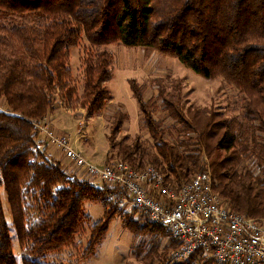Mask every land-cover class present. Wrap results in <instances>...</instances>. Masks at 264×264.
I'll return each mask as SVG.
<instances>
[{
  "label": "trees",
  "instance_id": "trees-1",
  "mask_svg": "<svg viewBox=\"0 0 264 264\" xmlns=\"http://www.w3.org/2000/svg\"><path fill=\"white\" fill-rule=\"evenodd\" d=\"M81 37L93 49L82 61L79 93L68 63L69 48ZM114 42L175 57L194 73L220 78L243 96L241 118H225L222 133L209 142L214 134L209 117L197 110L186 116L180 80H172L170 90L156 84V94L145 100L148 83L129 79L151 143L115 142L128 118L117 111L107 139L110 148L117 147L118 161L133 168L152 165L177 184L208 171L214 192L230 210L264 219V0H0V264H17L1 189L26 250L22 264H70L48 262L44 256L73 241L81 219L88 220L82 211L86 201L99 202L104 211L90 225L83 258L119 213L122 191L67 172L37 140V125L58 107L80 106L88 116L102 110L110 98L106 82L114 60L106 45ZM159 111L175 122V135L155 117ZM198 114L210 125L206 134L199 130ZM205 157L212 171L205 167ZM31 201L40 211L37 220L28 215ZM147 223L141 226L126 216L121 225L133 235L151 234L152 244L169 236L176 246L163 224ZM183 262L226 264L199 255Z\"/></svg>",
  "mask_w": 264,
  "mask_h": 264
},
{
  "label": "rangeland",
  "instance_id": "rangeland-1",
  "mask_svg": "<svg viewBox=\"0 0 264 264\" xmlns=\"http://www.w3.org/2000/svg\"><path fill=\"white\" fill-rule=\"evenodd\" d=\"M92 49L84 37H81L76 45L69 48L68 64L72 80L77 84L79 93L82 87V61L86 53L91 52ZM106 49L111 52L114 60L111 76L106 82L110 98L102 110L98 114L88 116L86 110L80 106L70 109L58 107L48 114V119L37 125L39 148L46 147L47 155L56 160H58L56 155L59 152L62 158L61 165L67 172L78 177L82 175V173L76 172L77 169L72 167L70 160L66 159L56 144L46 140V138L48 139V132L56 136H68L73 149L80 150L85 157L89 152L90 155L95 156L93 162L86 157L94 165L96 163L97 165L113 163L118 161L120 157L116 153L117 147L110 148L107 136L110 133L113 115L117 111H121L127 113L128 118L124 121L119 132L115 134L114 141H122L124 144H132L134 140L151 143L148 132L142 128L139 109L129 89V79H135L138 83H148L143 93L145 100L156 94V84L166 86L167 90H170L172 80H180L186 116L191 118L192 112L197 110L206 113L209 117V122L214 131L212 138L208 140L209 142H214L222 133L225 118H241L243 96L222 79H206L183 66L175 57L161 54L155 50L147 53L142 47L131 48L117 42L106 45ZM154 78L155 80L160 79V81L150 82ZM190 111L191 116H189ZM164 116L165 113L162 111L155 114V117L163 120L166 131L168 132L170 129V132L175 135L172 127L175 122ZM197 119L199 120V130L206 134V130L210 128V125L206 124V117L198 114ZM44 128L45 130H43ZM202 139L204 140V138ZM204 161L205 167L210 168L208 157H205ZM117 198L119 213L109 221L104 238L95 245L94 251L90 255L81 257L90 239V225L102 219L104 211L102 205L94 201H86L83 204L82 211L86 212L88 220L81 219L82 228L74 235L73 241L60 250L48 253L44 256L45 259L48 262L56 261L70 264H184L183 261L185 260H175L173 254L176 246L169 236L160 238L158 244H152L154 241L151 234L141 232L138 235H133L122 227L121 222L126 216L138 221L141 226L148 224L149 219L132 208L130 200L124 196L123 192H120ZM1 199L9 225L16 263L22 264L26 250L18 242L3 189H1ZM35 203V201H31L29 202L31 206H26L27 203L25 202L28 215L32 220H37L40 215ZM257 219L264 224V219Z\"/></svg>",
  "mask_w": 264,
  "mask_h": 264
},
{
  "label": "built area",
  "instance_id": "built-area-1",
  "mask_svg": "<svg viewBox=\"0 0 264 264\" xmlns=\"http://www.w3.org/2000/svg\"><path fill=\"white\" fill-rule=\"evenodd\" d=\"M47 136L80 177L117 187L134 210L163 224L176 241L175 260L199 255L226 264H264V224L230 210L214 192L208 171L177 184L152 165H94L71 147L68 136Z\"/></svg>",
  "mask_w": 264,
  "mask_h": 264
},
{
  "label": "crops",
  "instance_id": "crops-1",
  "mask_svg": "<svg viewBox=\"0 0 264 264\" xmlns=\"http://www.w3.org/2000/svg\"><path fill=\"white\" fill-rule=\"evenodd\" d=\"M133 97V96H132ZM80 151V150H79ZM47 152H49V150L47 149ZM49 154V153H48ZM62 155V154H61ZM86 157H88L92 162H93V159L95 158V156L93 157L92 155H90V152H89V154L87 153L86 154ZM56 158L61 162V164H62V158H61V156H60V153L58 152L57 153V155H56ZM97 164V163H96ZM98 165H100V164H98Z\"/></svg>",
  "mask_w": 264,
  "mask_h": 264
}]
</instances>
